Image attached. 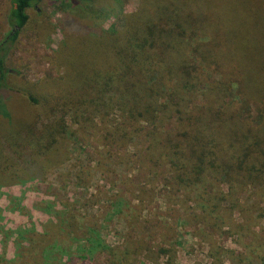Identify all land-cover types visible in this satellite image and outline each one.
Segmentation results:
<instances>
[{"label": "trees", "instance_id": "1", "mask_svg": "<svg viewBox=\"0 0 264 264\" xmlns=\"http://www.w3.org/2000/svg\"><path fill=\"white\" fill-rule=\"evenodd\" d=\"M44 1L13 0L12 31L0 44V181L28 180L29 172L17 169L28 159L45 172L64 165L70 138L93 136L102 160L114 157L112 149L141 147L142 168L167 177L185 222L201 226L197 236L210 246L212 264H264L258 240L240 255L214 240L258 239L252 228L264 215V0H139L109 29L102 22L120 18L128 0H65L63 26L74 30L66 28L50 60L59 77L28 85L21 74L10 76L6 60L30 10ZM22 100L35 108L27 111ZM130 155L121 163L130 164ZM131 187L136 211L154 199ZM53 205L48 214L58 216V226L31 238L18 233V264H88L98 252L109 264H175L165 235L159 249L146 238L110 247L95 227L75 229L73 217L59 218Z\"/></svg>", "mask_w": 264, "mask_h": 264}, {"label": "rangeland", "instance_id": "2", "mask_svg": "<svg viewBox=\"0 0 264 264\" xmlns=\"http://www.w3.org/2000/svg\"><path fill=\"white\" fill-rule=\"evenodd\" d=\"M63 2L65 0H46L36 9L30 10L29 26L21 32L20 42L6 60L10 76L21 74L28 85H39L45 79H58V68L50 60L54 58V52L60 43L65 41L66 31L73 33L74 30L68 25L65 28L63 26L66 20L64 13L60 12ZM138 5L139 0H128L120 18L102 22L101 26L109 29L125 15L134 13ZM106 8L114 9L111 4H106ZM12 9L13 0H0V44L12 31ZM83 23L86 26L89 22ZM22 103L27 111L35 108L23 100ZM69 142V158L64 165L45 172L42 165L32 167L28 159L25 164L20 163L17 167L29 172L28 180L16 184L0 181V264L4 263L3 260L7 264H18L22 259L20 251L17 250L19 232H28L26 235L31 238V234L43 235L50 225L58 226V216L48 214L53 204L57 215L59 212L63 213L59 218L68 220L73 217L76 221L75 229L78 226L87 229L95 227L93 230L98 231L110 247L124 248L131 238H146L150 247L159 249L164 247L161 236L165 235L170 243L167 248L175 251V264H212L210 246L197 236L201 226L196 227L185 222L186 208L180 205L181 195L166 185L167 177L159 172L150 174L146 168H142L141 147L122 150L119 154L112 149L114 157L102 160L99 156L102 148L93 136L89 140L70 138ZM128 154L132 155L131 163H121ZM98 162L102 166H97ZM77 176L81 177L78 184ZM125 181L128 184H124ZM131 182L134 187L144 188L149 196L154 197L149 198L141 210L136 211L135 207L139 204L130 191ZM260 208L264 209V203ZM253 215L254 219H258V214ZM134 216L138 217L137 222H134ZM236 223H243L239 214H236ZM57 230L58 227H54V231ZM252 232L259 238L249 237L242 245L238 244L237 237L215 236L214 240L237 255L245 253L248 245L255 240L264 246V215L253 226ZM70 235L69 233L68 236ZM67 238H62L59 234L57 241L63 247H68L70 243ZM23 247L27 250L28 243ZM143 261L142 257L140 262ZM166 262L167 258H162L159 264ZM87 263L109 264V257L98 252ZM224 264L233 263L225 260ZM250 264L260 263L253 261Z\"/></svg>", "mask_w": 264, "mask_h": 264}]
</instances>
